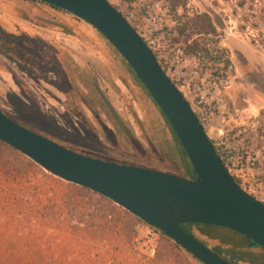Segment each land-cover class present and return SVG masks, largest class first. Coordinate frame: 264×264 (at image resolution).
Segmentation results:
<instances>
[{"label": "rangeland", "instance_id": "rangeland-1", "mask_svg": "<svg viewBox=\"0 0 264 264\" xmlns=\"http://www.w3.org/2000/svg\"><path fill=\"white\" fill-rule=\"evenodd\" d=\"M110 1L148 42L193 107L209 112L211 135L223 129L228 138L258 157V166L246 172L254 173L248 177L251 189L264 197V0H187L186 8L177 11L169 0ZM15 2L0 0L6 8L0 16V107L9 117L88 156L195 177L162 111L99 31L63 9L33 0ZM7 12L12 17L3 15ZM201 13L211 17L218 32L212 40L218 43L213 45L227 48L232 70L225 71L218 59L207 62L203 55L186 54L185 44L177 40L179 17ZM45 45L43 51L40 47ZM28 46L32 52L23 49ZM61 59L66 62L76 104L70 108L72 116L64 111L68 109L64 100L59 103L44 86L39 91L34 80L35 73L49 69L47 63L62 70ZM202 99L205 102L199 104ZM35 164L38 176L31 175L32 181L43 179L44 188L58 192L67 207L76 203L92 207L93 202L78 196L84 192L81 186ZM120 207L116 209L124 225L115 215L110 229L122 225L121 237L134 246L127 247L130 252L169 261L179 256V264H202L160 231L150 234L149 225ZM188 229L212 250L232 247V242H225L232 238L256 255V262L237 264H264V248L231 229L204 224ZM223 255L229 258L227 252Z\"/></svg>", "mask_w": 264, "mask_h": 264}, {"label": "water", "instance_id": "water-1", "mask_svg": "<svg viewBox=\"0 0 264 264\" xmlns=\"http://www.w3.org/2000/svg\"><path fill=\"white\" fill-rule=\"evenodd\" d=\"M39 1L83 19L117 49L166 117L195 177L88 156L19 124L1 107L0 141L51 174L110 199L203 264L235 263L197 239L183 224L225 227L264 247V203L230 174L188 99L126 16L110 0Z\"/></svg>", "mask_w": 264, "mask_h": 264}, {"label": "trees", "instance_id": "trees-1", "mask_svg": "<svg viewBox=\"0 0 264 264\" xmlns=\"http://www.w3.org/2000/svg\"><path fill=\"white\" fill-rule=\"evenodd\" d=\"M169 1L174 11L187 5V0ZM176 30L177 40L185 44L186 54L203 55L207 62L215 58L223 64L225 71L233 69L227 48L213 45L218 43L212 41L218 37V32L209 14L179 17ZM31 175L38 176L35 162L0 141V264H179V256L176 261H169L151 259L136 250L130 252L127 247L134 249V246L131 240L121 237L122 225L110 229L115 215L124 222L121 212L116 209L120 206L110 199L80 187L84 192L78 196L93 202L92 207L78 203L67 207L58 192L45 189V181L41 178L32 181ZM193 225L197 224H183L182 227L191 233L188 228ZM225 242H232L233 246L217 247L219 252H216L220 255L227 252L229 258L224 257L235 264L256 262V255L244 250L238 241L230 238Z\"/></svg>", "mask_w": 264, "mask_h": 264}, {"label": "built area", "instance_id": "built-area-1", "mask_svg": "<svg viewBox=\"0 0 264 264\" xmlns=\"http://www.w3.org/2000/svg\"><path fill=\"white\" fill-rule=\"evenodd\" d=\"M203 102L205 101L202 99L199 101V104ZM190 105L209 136L218 156L233 178L246 192L255 197L258 201L264 203V197L260 194L257 195V191L251 189L250 179L248 178L250 174L246 172L254 170L258 166V157L255 154H251L248 150H245L243 145L237 142L236 139L228 138L225 133L226 131L223 129L219 130L215 135H211V119L209 112L206 109L202 110L201 108L197 110L191 103ZM250 176H254V173ZM259 187L262 186L259 185ZM157 231L159 230L151 227L150 234L156 235Z\"/></svg>", "mask_w": 264, "mask_h": 264}, {"label": "flooded vegetation", "instance_id": "flooded-vegetation-1", "mask_svg": "<svg viewBox=\"0 0 264 264\" xmlns=\"http://www.w3.org/2000/svg\"><path fill=\"white\" fill-rule=\"evenodd\" d=\"M33 45L32 43H30ZM43 51L46 48V45L44 47H40ZM25 51L32 52V47L28 46L23 48ZM45 53V52H44ZM46 54V53H45ZM49 59V58H48ZM60 65L62 66V70L54 69L52 68V63H47V67L49 69H41V73L37 74L35 73V81L37 84V89L40 91L41 88L46 87L44 90L48 91V94L51 95L54 99H56L59 103H61L63 100L65 101V104L68 109H64V111L72 116V111L70 108H73V105L76 106L74 102V96L72 94L71 85L69 83V73L67 72L65 61L61 59V61H58ZM51 68V70H50ZM49 70V71H48ZM49 73H52L55 77L51 78L49 76ZM58 92V93H56ZM39 105V104H38ZM52 114L53 111H51ZM56 114V112H55ZM55 116V115H53ZM76 119H79L77 116H75ZM78 152V151H77ZM81 153V152H80Z\"/></svg>", "mask_w": 264, "mask_h": 264}, {"label": "crops", "instance_id": "crops-1", "mask_svg": "<svg viewBox=\"0 0 264 264\" xmlns=\"http://www.w3.org/2000/svg\"><path fill=\"white\" fill-rule=\"evenodd\" d=\"M7 1H9V0H7ZM12 1H13V0H12ZM14 3H16L15 0H14ZM3 10H6V8H4L3 6H0V16H1ZM3 15L6 16V18H7V17H8V18H9V17H12V15H10L8 12H7V13H4ZM14 17H16V16H14Z\"/></svg>", "mask_w": 264, "mask_h": 264}]
</instances>
